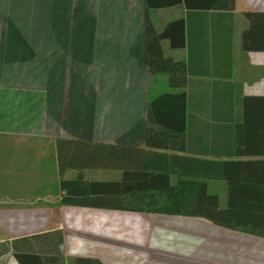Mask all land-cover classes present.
<instances>
[{
	"label": "crops",
	"instance_id": "1",
	"mask_svg": "<svg viewBox=\"0 0 264 264\" xmlns=\"http://www.w3.org/2000/svg\"><path fill=\"white\" fill-rule=\"evenodd\" d=\"M217 1L180 0L147 11L157 33L183 21L160 42L163 55L187 69L186 85L174 89L166 75L149 73L143 0H0V264H20L15 252L39 256L42 264H264V236L181 213L192 209L178 201L196 196L201 184L225 207L223 179L158 171L170 156L264 160L235 157L233 135L244 100L264 98V52L241 47L243 14L264 12V0H234L232 10L185 6ZM181 92L186 152L148 149V102ZM65 141L72 147L58 150ZM89 147L132 150V184L168 180V189L153 190L160 204L128 210L62 205V180L122 181L117 169L60 173L59 153L63 162L74 157L82 165L93 155ZM42 174H53L52 189Z\"/></svg>",
	"mask_w": 264,
	"mask_h": 264
},
{
	"label": "trees",
	"instance_id": "2",
	"mask_svg": "<svg viewBox=\"0 0 264 264\" xmlns=\"http://www.w3.org/2000/svg\"><path fill=\"white\" fill-rule=\"evenodd\" d=\"M143 2L145 55L149 73L152 76L166 75L170 88H182L187 83L186 66L183 62H175L166 58L162 53L160 42L169 37L168 32L171 26H182L183 21H175L169 24L162 33H157L147 17L149 9L175 6L180 4V0L163 2L143 0ZM185 6L188 9L214 7L220 10H232L234 0L231 2L218 0L210 4L186 2ZM243 15L247 21V27L241 35L242 50L244 52H264V12H245ZM171 45L177 47L182 43L172 41ZM186 104L184 92L164 93L148 102L145 136V145L148 149L186 152ZM243 106L245 111L243 120L233 127L234 156L238 158L264 157V98L245 99ZM252 107L259 108L260 113H251L254 110L249 108ZM65 143L68 149L73 145L72 142L65 141L58 144V150L59 146ZM97 150L90 148L89 151L93 155L90 153L89 161L82 165L75 163L74 157H70L69 162H63L59 153L60 173L68 167L117 169L123 172L122 181L92 183L85 181L81 175L74 180H62L59 184L62 205L128 210L135 207L155 208L160 204L161 197L153 190L168 189V180L162 183V181L155 182L151 178L137 187L138 184H132V150L116 147L104 149L103 153ZM95 153L97 157H94ZM155 155L168 158L164 154L155 153ZM160 164L161 168L158 167V171L173 172L178 169L187 174H204L221 178L228 185L225 207L220 206L217 196L207 194L205 185L201 184L196 196L182 198L178 201L177 204L180 206L192 209L191 212H181L182 215H194L227 228L264 236V160L214 162L187 156H170L167 163L165 161ZM144 171L149 170L144 169ZM132 185L137 187L136 192L132 191ZM3 251L0 247V255ZM14 254L20 264L43 263L36 255L21 252Z\"/></svg>",
	"mask_w": 264,
	"mask_h": 264
},
{
	"label": "rangeland",
	"instance_id": "3",
	"mask_svg": "<svg viewBox=\"0 0 264 264\" xmlns=\"http://www.w3.org/2000/svg\"><path fill=\"white\" fill-rule=\"evenodd\" d=\"M168 87V86H167ZM152 89H151V93H152V95H156L155 94V92H156V90H157V88H159V85H158V82H155V83H153L152 84V87H151ZM169 90H171L169 87H168V90L167 91H169ZM45 149H47V147H45ZM48 151V150H47ZM46 165L49 167V169H50V167H51V165H52V163H51V159L50 158H48L47 159V162H46ZM48 171H50V170H48ZM103 174H113L112 172H104ZM1 175V181H3V176H2V174H0ZM43 176H42V183H45V181L49 184V188L50 189H52V187H53V183H52V180H53V174H42ZM108 179H111V178H108ZM43 189V188H42Z\"/></svg>",
	"mask_w": 264,
	"mask_h": 264
}]
</instances>
